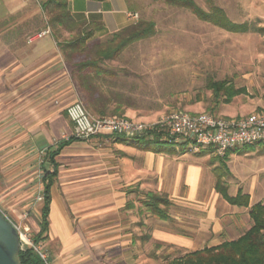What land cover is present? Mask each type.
I'll return each mask as SVG.
<instances>
[{
    "label": "crops",
    "instance_id": "1",
    "mask_svg": "<svg viewBox=\"0 0 264 264\" xmlns=\"http://www.w3.org/2000/svg\"><path fill=\"white\" fill-rule=\"evenodd\" d=\"M44 3L0 0V204L14 225L36 235L44 177L55 171L43 241L52 264H135L139 239L134 217L140 213L137 200L147 199V190L142 192L150 177L157 183L167 177L176 190L187 170L183 182L187 198L193 199L203 170L197 160L185 169V152L177 146L170 161L161 154L164 149L155 152L146 140L118 135L64 140L73 134L65 110L81 102V72L53 38ZM67 9L77 23L93 30L90 42L131 24L124 0H69ZM42 31L49 33L35 37ZM235 150L228 151L227 159ZM217 181L211 189L224 200ZM53 247L58 250L51 254Z\"/></svg>",
    "mask_w": 264,
    "mask_h": 264
},
{
    "label": "rangeland",
    "instance_id": "2",
    "mask_svg": "<svg viewBox=\"0 0 264 264\" xmlns=\"http://www.w3.org/2000/svg\"><path fill=\"white\" fill-rule=\"evenodd\" d=\"M124 1L130 14L136 16L131 24L153 23L154 35L129 45L104 65L116 76L103 84L105 90L123 95L125 113L118 118L147 124L171 113L235 118L264 110V0H192L205 12L213 7L222 9L231 23L244 25L246 31L240 33L202 22L189 10L162 0ZM222 81L225 90L217 100L207 85ZM229 92L233 94L229 96ZM146 146L164 149L161 154L170 156V161L174 158L173 146H177L185 152V169L187 163L197 160L203 174L193 199L187 198V184L183 182L187 170H183L176 190L167 177L160 183L150 177L142 193L147 190V194L168 200V219L160 220L150 213L146 216L144 202L137 200L140 213L134 217L139 239L135 264H166L188 252L235 240L250 228L249 208L228 205L211 186L220 180L230 196L241 191L250 196L253 206L264 202L263 144L237 148L224 162L211 149L194 153L186 144L170 145L159 140ZM4 208L0 204V213L13 223L14 217L5 214ZM27 235L30 239L33 236L30 232ZM39 243L48 253V264H52L44 242ZM54 250L58 249L50 248L51 254Z\"/></svg>",
    "mask_w": 264,
    "mask_h": 264
},
{
    "label": "trees",
    "instance_id": "3",
    "mask_svg": "<svg viewBox=\"0 0 264 264\" xmlns=\"http://www.w3.org/2000/svg\"><path fill=\"white\" fill-rule=\"evenodd\" d=\"M68 1L45 0L43 9L47 15L48 26L51 29L53 38L66 60L76 72H81L83 105L88 113L98 118L124 117L123 95L104 88L103 84H106L107 80L116 77L110 69H104V65L106 62L113 60L129 45L152 37L154 35V25L150 22L140 21L113 33L105 41L90 42L94 34L93 30L84 26V24L77 23L72 18L67 9ZM92 1L102 2L105 0ZM162 1L169 6L187 9L198 20L215 25L227 32L240 33L246 31L244 25L231 23L224 11L218 7H213L211 11L205 12L192 0ZM61 32L68 33L69 37L60 40ZM207 87L213 92L214 98L218 100L222 91L225 90V82H210ZM230 94L233 93L229 92V96ZM75 140L70 138V141ZM140 140H146L149 145H155L158 142L157 138L150 140L147 137H140ZM153 150L159 152L160 149ZM228 155L229 152L227 151L223 157H220V161L224 162ZM54 156L55 154H51L50 158L53 159ZM53 166L56 167L54 162ZM55 176L56 173L53 171V173H47L44 177V197L40 212L39 232L31 236L34 245L46 238L45 235L49 225V190ZM216 189L231 206L245 209L249 207V195L239 191L234 197L229 196L227 187L220 180L216 183ZM169 204V201L160 195L148 193L143 207L151 215L166 221L168 219L166 210ZM248 216L251 220V226L237 239L188 252L166 264H264V202L250 207ZM18 258L21 264H43L39 256L29 247L20 250Z\"/></svg>",
    "mask_w": 264,
    "mask_h": 264
},
{
    "label": "built area",
    "instance_id": "4",
    "mask_svg": "<svg viewBox=\"0 0 264 264\" xmlns=\"http://www.w3.org/2000/svg\"><path fill=\"white\" fill-rule=\"evenodd\" d=\"M37 1V0H22ZM135 19V15L128 14ZM48 31H42L35 37H42ZM72 124L73 134L65 137L76 140H88L100 135H118L125 138L147 137L158 139L170 145L186 144L194 153L202 149H211L215 155L223 157L227 151L245 146L264 145V110L247 116L224 118L211 113L189 115L171 113L156 123L141 124L118 117L98 118L91 116L80 101L69 105L65 110ZM20 250L32 248L43 264H48V253L42 245H34L28 237V230L17 227Z\"/></svg>",
    "mask_w": 264,
    "mask_h": 264
},
{
    "label": "water",
    "instance_id": "5",
    "mask_svg": "<svg viewBox=\"0 0 264 264\" xmlns=\"http://www.w3.org/2000/svg\"><path fill=\"white\" fill-rule=\"evenodd\" d=\"M20 241L16 226L0 213V264H21Z\"/></svg>",
    "mask_w": 264,
    "mask_h": 264
}]
</instances>
